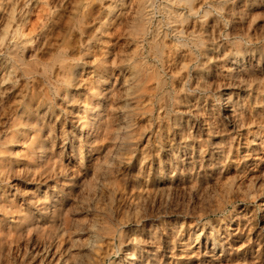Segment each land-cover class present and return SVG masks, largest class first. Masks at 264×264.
<instances>
[{"label": "bare ground", "instance_id": "obj_1", "mask_svg": "<svg viewBox=\"0 0 264 264\" xmlns=\"http://www.w3.org/2000/svg\"><path fill=\"white\" fill-rule=\"evenodd\" d=\"M157 1L158 0H156V2ZM162 3V5L158 6L157 4L155 5L153 0H137V4H135L134 0H0V259H3L5 261L3 263L76 264L75 260L78 259L76 257L77 254L75 253L76 249L80 251L87 250V258H90V255L92 254L99 253V251L103 249V247H100V240L94 239V241H87L84 246H77L74 249L67 248L66 252L63 251L65 241L68 242L70 240V243H72L71 237L73 235L71 232H68V229H70L71 226V219H68L67 216L69 207L71 205H69V203L75 198L73 191L76 184L81 183L87 184V186L89 185L86 181V177H84L85 172L89 167H92L93 163H95V161L99 158L101 154L100 151L102 148V144H104L109 139L112 142L116 140H131L134 135V132L136 131V126L138 122V119L135 120V117L138 116L139 113L146 114L148 118L151 117V113L153 114V112H151V109H153V97L155 96L154 91H160L161 93V90H163L167 83H172L175 80V78L177 77L176 73L178 70L176 71V69L178 64H181L179 70H184L181 75L187 80L186 76L187 72L189 71H187V69L190 64L186 65L182 63V59L185 56V52L191 54V49H196L200 53H202L201 57L204 58L207 57V53H215L214 50L206 52L207 50L203 49L204 44L201 42L202 37L199 38L201 30L206 26V24L208 25L207 21L208 19H210V11H208L209 9L207 10L203 7V0H164V2ZM36 9L38 10L36 11ZM34 11H36V13H34ZM33 13L35 15V20L32 21L31 15ZM157 14L160 15L161 19L157 18ZM235 16L237 17V15ZM213 19L215 20L216 18ZM247 19L248 18H246L245 20ZM210 23L211 22H209V24ZM214 23L216 22L214 21ZM233 25H235L234 22ZM237 25H239V23ZM124 40H129L131 42L129 45L132 44L131 46L133 47V50L131 54L129 52V55L128 53H124V45H122V42ZM173 41L174 44H172ZM221 45L223 44L217 46ZM145 46L147 55H151L153 60L158 65L157 67H159V69H157V71L155 72L148 69L149 64H147V62L145 61L146 57L144 58V53L142 54V51L145 49ZM211 48L213 49L214 47ZM219 50L222 51L220 48ZM236 57L238 58V56ZM240 57L242 58V55ZM146 59L148 60V58ZM199 60L201 61L202 59ZM211 62L210 64H212ZM56 65L58 66L57 71L59 72L55 76H53V69ZM234 65L236 64L230 63L227 67L230 72L235 71L236 67ZM154 67H156L155 64ZM185 68L187 72H185ZM92 69H94V71L96 72L95 75L92 72ZM147 70H149V72H146ZM213 70L214 69H212V71ZM193 73L196 74L195 72ZM232 77H230V80ZM200 78L201 77L199 74L198 76H196L195 80L200 81ZM151 81H153V83L150 86ZM178 81L180 82V80ZM227 81H229V79H227ZM212 87L214 88V86ZM176 88H179V86ZM169 89L171 90L172 88ZM188 90L189 89H187V91ZM176 92L178 91L176 90ZM227 95L228 94H222L219 97L218 94L219 98L217 99L219 101L215 105L218 109L224 111L223 113L232 116L237 112V102L233 103L231 96ZM200 99L203 101L202 98ZM176 102H178V100ZM35 103L39 104V106H42V108L44 107L43 109H46L44 112L42 111L43 113H41V118H39L38 115H30L32 112H34L33 109L36 108L33 107ZM180 104L183 105L181 102ZM201 105L204 106L203 104ZM47 109L49 110L50 115H57V118H55L56 120L60 118V129L58 128L55 131L53 125L56 120L51 123L52 119L50 120L49 118H46L48 116L46 112ZM187 109H189V107ZM37 113L38 112L36 111V114ZM177 116L178 115H176V117ZM196 117L197 116H195V118ZM143 120L150 123V119L147 120L145 118V115ZM143 120L141 121L142 123ZM181 120L178 123H173L174 125H177V129L175 130L178 131V135L180 138H178L179 140H183L187 137L186 131L189 129H186V121L182 122L184 120ZM168 122L165 124H168ZM156 132H158V130H156ZM141 135L142 137H145L147 136V133L141 132ZM174 135L175 134L173 132V136ZM167 136H165V138ZM148 140L149 139H146L145 144H149ZM169 141H171V139ZM172 141L174 142V140ZM187 141H189V139ZM57 142H59L60 144H57ZM133 143L135 142L133 141L132 145ZM140 143L142 144V142ZM181 143H179V146ZM188 143L189 142L183 143V153L181 152L182 163L184 160L187 159L185 158V156L187 157L186 149L189 148L191 154L190 156H192L194 151L193 149L196 146V144L195 146L193 145V143L195 142H193L192 145ZM120 145L122 146V144ZM171 145H169L168 147V159H165L167 172L175 171V166L172 165V163L175 164L174 161H176V158L174 156V148H172ZM128 146L130 145L128 144ZM146 147H144L143 144V147L138 150L137 155H134H136L138 159H145L147 150H149V146L147 147V150ZM176 147H178L177 144ZM220 148H222V146ZM159 149L160 148H158V150ZM179 149L181 150V148ZM136 150L134 151L136 152ZM201 151L202 150H198V155H200ZM150 152H152V150ZM159 153H161L160 150ZM179 155L181 154L179 153ZM72 156L74 157V159H76L74 163H72L73 160H71ZM105 156L103 158H105ZM128 157L129 159H127L129 162H126L130 163L132 158H130V156ZM121 161L122 159L118 156L115 160V163L118 164ZM158 161L154 158V162ZM138 162L136 161V163L134 164H137ZM194 163L195 162H193V164ZM185 170L186 168L184 169V172ZM91 173L93 174V172ZM161 174L159 175V178L151 184L154 189L162 188L164 185L165 181L162 180L163 176ZM121 175H123V172H121L120 170V176ZM175 175L178 174L175 173ZM116 176L112 175L111 173L108 175V178L106 180L107 186H105L108 188L107 198L109 200L110 205L114 203L117 196L118 200H121L122 192H124L126 189V181L123 182V178L119 180ZM26 177H28L32 181L34 186L36 185V188L31 192H26L24 191L23 187H21L24 185H28L27 183H23L25 180L24 178ZM122 177H124V175ZM164 178H166V176ZM226 180H228V178H226ZM229 180L232 181V178ZM170 182L169 183L172 184V180ZM50 183L52 185H50ZM136 183L138 184L139 182ZM228 183L230 184V182ZM40 185H43L45 187V189H43L44 191L40 189ZM85 188L84 190H86ZM38 189L43 192L39 193ZM150 194L152 193L150 192ZM10 197V200H16L17 197H22V200L23 198H25V200L27 201H23L27 202V205L30 206V208L27 207L28 212H23L21 208L22 206L20 208L13 209V206H9L8 204H5V202H2L3 198L9 199ZM263 205L264 204H262V206ZM31 206L35 208V212L30 211ZM262 209L264 210V207H262ZM242 216H245V214H243ZM40 218H46L47 221H44L45 223H41ZM110 221L112 220L110 219ZM76 223L78 222L76 221ZM56 224L63 226V234L68 232L66 240L59 239V241L55 240V242H49L47 243V245H45V239L49 236L51 237L52 231L53 229H55ZM103 224L101 226H104ZM115 224L117 225V223ZM79 225L80 224H78V226ZM47 226L48 228L46 229ZM111 230L108 231L110 232ZM114 231L112 230L111 232ZM33 234L36 237H34ZM200 234L201 231L199 235ZM117 236L120 238V240H122L123 235L121 232H119ZM60 237H62V235ZM133 241L135 240L132 239V242ZM150 241L151 238L140 241L145 243L144 245H148L145 249V254L142 252V249L145 247H142V249L137 252H134L132 249V251H130L129 253L128 249L122 248L124 252L122 257L120 256V254H118L121 259H115L110 262V264H172L173 257H171V259H168V257H166L165 254L160 253L152 243L146 244V242ZM107 243L105 245H107ZM210 243L211 245H213L212 241ZM118 244L120 245V243ZM179 246L186 249V247L189 246L188 241H181L179 243ZM129 249L131 248L129 247ZM173 249L174 248H172V250H168L173 252ZM135 250H138V248ZM149 253L152 254H150L149 256ZM104 254H102V257ZM126 256H128L129 261L125 260ZM183 256H186L184 255V252ZM87 258L85 259L87 260ZM94 262L96 263V261ZM94 262L92 264H94Z\"/></svg>", "mask_w": 264, "mask_h": 264}, {"label": "rangeland", "instance_id": "obj_2", "mask_svg": "<svg viewBox=\"0 0 264 264\" xmlns=\"http://www.w3.org/2000/svg\"><path fill=\"white\" fill-rule=\"evenodd\" d=\"M134 1H135V4H137V0H134ZM153 1L155 5L157 4L158 6L162 5L163 4L162 2H164V0L163 1L158 0L157 2L156 0H153ZM262 4L264 5V0H261V1L260 0H257V1L256 0H213V1L203 0V7L206 8L207 10L209 9L208 11H210L209 12L210 19H208L207 21L208 25L206 24V26L201 30V34L199 38L202 37L201 42L204 44V47H205V48L203 47V49L207 50L206 52L214 50L215 52L213 53L214 55L207 53V57L204 58V57H201L202 53H200L196 49H191V54L185 52V56L182 59V63L186 65L190 64L187 69V71L189 70L188 72L186 71V68H185V72H187V76H186L187 80L185 79V77L181 75L184 70L183 71L182 69L179 70L181 64H178L177 69H176V71L178 70L176 73L177 77L175 75L176 77L175 80L172 83L171 82L167 83L168 86L166 85L163 88V90L166 89L165 91L161 90V93L160 91L159 92L154 91L155 96L153 97V105H152L153 109H151V112H153V114L151 113V117L148 118L146 114H140L138 112L139 113L138 116L135 117V120L138 119L137 120L138 122L136 121L138 127L136 126V131L134 132V135L131 138V140L130 139L129 141L127 140L128 142L121 141V140H116L112 142L109 139L108 141L110 143L106 141L104 144H102V148L100 151L101 154L98 158L99 160L97 159L96 160L97 162L95 161V163H93V166L89 167L85 172L84 177H86V181L89 185L87 186V184L79 183V184H76L74 188L73 194L75 198L74 200L71 201L72 203L71 202L69 203V205L70 204L71 205L69 207L68 216H67L68 219H71L70 220L71 226H70V229H68V232H71L73 235L71 237L72 243H70V240L68 242L65 241L63 251L66 252L67 248L74 249L77 246H84L87 243V241H94V239L95 240L99 239L100 245H101L100 247L101 248L103 247V249L99 251L100 254L99 253L92 254L90 255V258L86 257V254H88L87 250H81V251L78 249H76V251L74 250L75 253L77 254L76 257L78 258L77 260H75L76 264H79L80 262H81L80 264H86V263L92 264L94 261H96V263L94 262V264H99V263L100 264H103V263L110 264V262H112L115 259L116 260L121 259L124 253L123 249H128V253H129L130 251H132V249L134 252H137L140 249H142V247H145L142 249V252L145 254V249L147 248L148 245H144L145 243L140 242V241L146 240L149 238H151V241L146 242V244L152 243L154 247L160 253L165 254V256L168 257V259L169 258L171 259V257H173L172 264H177V263L178 264L179 263L180 264L181 263L182 264H206V263L213 264L214 262H215L214 264L216 263L217 264H264V227H263L264 226V210L262 209V207H264V205L262 206V204H264V6ZM37 10L38 9H36V11ZM36 11H34V13H36ZM34 13L31 15L32 21L35 20ZM232 13H233V16H232ZM235 15H237V17ZM156 16H158L157 17L158 19H161L159 14H157ZM217 17L219 20L217 19ZM213 18H216L217 21L216 19L214 20ZM246 18L248 19L245 20ZM214 21L216 23H214ZM209 22L211 23L209 24ZM233 22L235 25H233ZM238 23L239 25H237ZM206 40H209V41H206ZM215 40H216V43H215ZM218 40L221 42H219ZM130 43L131 42L129 40L127 41L124 40L122 42V45H124L123 47L124 53L125 54L128 53V55H129V52L131 54L133 50L132 49L133 47L131 46L132 44L129 45ZM217 43H220L223 45L217 46V45H220ZM172 44H174V41ZM211 47H214V48L212 49ZM219 48L222 51H220ZM221 52L225 55H223ZM142 54L144 58L145 57L148 58V60L145 58V61L147 62V64L150 65V62H151V65L150 66L148 65L149 67L148 69L154 72L157 71L159 67H157L158 65L153 60L152 56L147 55L146 46H145V49L142 51ZM241 55H242V58L240 57ZM236 56H238L239 59ZM199 59H202L204 61L202 60L200 61ZM210 62L212 64H210ZM203 63L204 64L206 63L205 66ZM230 63L236 64L234 65L236 68H235V71L233 72H230L229 69L227 68ZM154 64L156 67H154ZM54 67L55 68L53 69V73H52L53 76H55L59 72L57 71L58 66L56 65ZM212 69L214 70L212 71ZM149 70H147L146 72H149ZM92 72L94 73V75L96 74L94 69H92ZM193 72H195L196 74H194ZM199 74L201 77L199 79L200 81H196L195 78ZM178 75H179V79H178ZM216 76H217L218 81L216 79ZM206 77L207 78L209 77V78L207 79ZM230 77H232L231 80H230ZM177 79L180 80V82ZM227 79H229V81H227ZM152 83L153 81L150 82V86L152 85ZM200 83H202L203 85ZM177 85L179 86V88H176L178 87ZM212 86H214V88ZM169 88H172L171 90L173 91H171ZM187 89L189 90L187 91ZM176 90L178 92H176ZM218 94H219V97L222 94H228L231 96L233 103L237 102L236 103L237 106L235 105L236 111H237L236 114L231 116L229 114L223 113L224 111L217 108L215 104L219 101L217 99L219 98ZM176 96H179V97H176ZM200 98H202L203 101ZM179 99L180 100L182 99V100L180 101ZM177 100L178 102H176ZM155 101L157 102V104ZM186 101H187V104H186ZM198 101H201V102H198ZM180 102L183 105H181ZM201 104H203L204 106H202ZM33 107H36V108L33 109L34 112H32L30 115L32 116L38 115V117L41 118V113H43L46 109H43L44 107L42 108V106H39V104L37 103H35ZM188 107L189 109H187ZM36 111L38 112L37 114H36ZM46 112L48 114L46 118L47 119L49 118L50 120L52 119L51 123H53L56 120L55 118H57V115L56 114L50 115L48 109ZM144 115L147 120L150 119V123L143 120ZM176 115L178 116L176 117ZM195 116L197 117L195 118ZM158 118L160 121L158 120ZM180 118L184 121H182ZM59 119L60 118H58L54 122L53 126H54L55 131L58 128L60 129L61 127ZM142 120H143V123L141 122ZM180 120L182 122L186 121L187 123L186 129L189 128L186 131L187 137L185 136L186 138H184L183 140L182 139L179 140L180 138L178 135V131L175 130L177 129V125L173 124V123H178ZM167 122L168 124H165ZM55 125L56 126L58 125L57 128ZM148 125L150 126L152 125V126L150 127ZM156 130H158V132H156ZM172 131L174 132L175 137L173 136ZM196 131H198L199 133ZM141 132L143 133L146 132L147 136L142 137ZM193 132H196L199 135ZM158 133L161 135H159ZM192 135L194 136L196 135V136L194 137ZM165 136L171 137V138H167V137L165 138ZM145 138L149 139L148 140L149 144L148 143L145 144L146 142ZM191 138L193 139L195 138V139L193 140ZM170 139L171 141H169ZM188 139L189 141H187ZM132 140L135 142L133 143V145H132V142H133ZM172 140H174V142ZM192 141L195 143H193ZM116 142H119V143H116ZM125 142H127L132 148L128 146V144ZM140 142H142V144ZM184 142H189L188 144H191V145L193 143V145L195 146L196 144V146L193 149L194 151H193L192 156H190L191 154H190L189 148H187L188 150L186 149L187 157L185 156V158L187 159L184 160L182 163L181 162L182 153H183L182 147H183ZM179 143H181L180 146H179ZM57 144H60V143L57 142ZM120 144H122V146ZM143 144H144V147L149 146L148 147L149 150H147V147H146L148 155L146 153L145 159L141 160V159H138L136 155L138 153V150L143 147ZM168 144L169 145L172 144L171 147L174 148V156L176 158V161H174L175 164L172 163V165L175 166L174 168L175 171L173 172H175L178 175H175V173L173 172H167L165 159H168V155H169V148H168L169 145ZM176 144L178 147H176ZM221 146L222 148H220ZM135 147L137 148V150ZM158 148H160L159 150L161 153H159ZM179 148H181V150ZM134 150H136V152ZM151 150L152 152H150ZM198 150H202L200 152V155H198ZM179 153L181 155H179ZM73 156L71 158V160H73L72 163L76 161V159H74ZM104 156L105 158H103ZM118 156L122 159V161L117 164L115 163V160ZM128 156H130V158L132 159H135V158L137 159L135 160L131 159L130 163H128L129 162ZM149 157L151 158L153 157V158L151 159ZM154 158L155 160L157 161L159 160L160 162L159 161L154 162ZM136 161L138 163L134 164L136 163ZM193 162L195 163L193 164ZM156 163H158L159 165ZM221 163L223 166L221 165ZM157 166L158 167L161 166V167L158 168ZM179 167L180 169L181 168L182 169L180 170ZM185 168L186 170L184 172ZM120 170L121 172H123L124 177H122L123 175L120 176ZM91 172H93V174ZM111 173L114 176L118 175L116 177L119 180L123 178V182L126 181L125 182L126 189L124 192H122L121 200L123 198L124 199L122 201L120 199L118 200V196H117L114 203H112V205L109 204V200L107 198L108 188L106 187L107 186L106 180L108 178V175ZM160 174L163 176L162 180L165 181L164 185L162 188L154 189L151 186V184L154 183L159 178ZM172 175L173 176L175 175V176L173 177ZM165 176L166 178H164ZM27 178L28 177L24 178L25 180L23 179L24 182L23 181L22 182L27 183L28 185L26 186L24 185L21 187H23L24 191L31 192L36 188V185L34 186L32 181L29 178L28 179ZM226 178H228V180H226ZM231 178H232V181L229 180ZM171 180H172V184H170ZM136 182H139V183L137 184ZM228 182H230V184ZM181 183H182V186H181ZM50 185L52 184L50 183ZM84 188L86 190H84ZM40 189L43 190L45 189V187L43 185L42 186L40 185ZM40 189H38L39 193L44 191V190L41 191ZM150 192L152 194H150ZM157 192H159L160 194ZM17 198L16 200H10L11 197L9 199L3 198L2 202H5V204H8L9 206H13V209L20 208L22 206L21 208L23 212L25 213L28 212L27 209L30 208V206L27 205L28 204L27 202H24L27 200L23 198L24 200L23 201L22 197H17ZM30 211L35 212L36 210L35 208L31 206ZM76 213H79V214H76ZM243 214H245V216H242ZM110 219L112 221H110ZM40 220H41V223H45L47 221L46 218L45 219L40 218ZM76 221L78 223H76ZM113 222L117 223V225ZM78 224L80 225L78 226ZM102 224L105 227L101 226ZM57 225L58 224H56L55 229H53L51 237L49 236L48 238L45 239L44 241L45 245H47V243L49 242H55V240L59 241V239L66 240L68 232L63 234V231H62L63 226L58 225L57 227ZM47 228L48 226L46 227V229ZM105 228L108 230L112 229L113 231L114 230L115 231L111 232L112 231L111 230L110 231L111 233H110ZM123 231L127 235H125ZM200 231H201V234L199 235ZM79 232L81 233V237H80ZM108 232L110 235L108 234ZM119 232H121L123 235L122 240H120V238L117 236ZM61 235L62 237H60ZM33 236L36 237L34 234ZM82 236L85 238H83ZM150 236H152L153 239ZM99 237L100 238L102 237V238L100 239ZM196 237H197V241H196ZM50 238L52 241L50 240ZM132 239L135 241L132 242ZM181 241H188L189 246L186 247L187 250L179 246V243ZM205 241H206V244H205ZM211 241L213 245H211L210 243ZM106 243L107 245H105ZM118 243H120V245ZM129 244H131L132 246ZM129 247L131 249H129ZM137 248L138 250H135ZM172 248H174L175 250L173 249V252L169 251L170 249L172 250ZM188 248H189V251H188ZM182 250L184 252V255L186 256H183ZM103 251L105 254L103 253ZM102 254H104L105 256L103 255L102 257ZM118 254H120L121 257ZM150 254L152 253H149L148 255L150 256ZM85 258H87V260ZM125 260L129 261L128 256H126ZM3 262L5 261L3 259H0V264H5Z\"/></svg>", "mask_w": 264, "mask_h": 264}]
</instances>
